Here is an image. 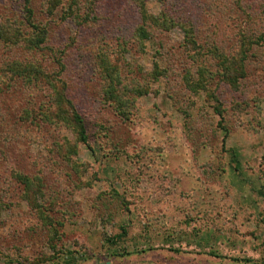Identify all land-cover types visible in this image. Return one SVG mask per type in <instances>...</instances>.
I'll return each mask as SVG.
<instances>
[{
	"label": "rangeland",
	"instance_id": "1",
	"mask_svg": "<svg viewBox=\"0 0 264 264\" xmlns=\"http://www.w3.org/2000/svg\"><path fill=\"white\" fill-rule=\"evenodd\" d=\"M0 29V264H264V0H0Z\"/></svg>",
	"mask_w": 264,
	"mask_h": 264
},
{
	"label": "trees",
	"instance_id": "2",
	"mask_svg": "<svg viewBox=\"0 0 264 264\" xmlns=\"http://www.w3.org/2000/svg\"><path fill=\"white\" fill-rule=\"evenodd\" d=\"M5 32H6V30H1L0 29V34L2 35V36H4V34H5ZM236 83V82H235ZM78 126H79V128L81 129L80 130V134H81V142L82 143H84V144H86L87 143V138H86V136H85V131H84V128L82 127V122L80 121L79 123H78Z\"/></svg>",
	"mask_w": 264,
	"mask_h": 264
}]
</instances>
